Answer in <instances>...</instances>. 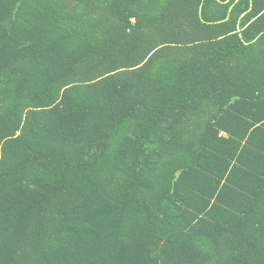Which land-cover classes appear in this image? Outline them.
Wrapping results in <instances>:
<instances>
[{
    "label": "trees",
    "instance_id": "trees-1",
    "mask_svg": "<svg viewBox=\"0 0 264 264\" xmlns=\"http://www.w3.org/2000/svg\"><path fill=\"white\" fill-rule=\"evenodd\" d=\"M0 264H264V0H0Z\"/></svg>",
    "mask_w": 264,
    "mask_h": 264
}]
</instances>
